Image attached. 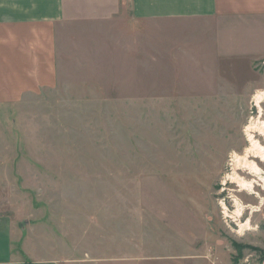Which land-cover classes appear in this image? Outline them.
I'll list each match as a JSON object with an SVG mask.
<instances>
[{
  "label": "rangeland",
  "instance_id": "obj_1",
  "mask_svg": "<svg viewBox=\"0 0 264 264\" xmlns=\"http://www.w3.org/2000/svg\"><path fill=\"white\" fill-rule=\"evenodd\" d=\"M129 20L121 11L59 27L55 85L0 103L6 206L50 229L74 259L264 264V199L225 177L250 144L246 126L264 120V102H252L261 88L238 89L237 70L230 84L183 74L175 51L189 34ZM253 68L264 88V59ZM236 199L257 211L236 216Z\"/></svg>",
  "mask_w": 264,
  "mask_h": 264
},
{
  "label": "crops",
  "instance_id": "obj_2",
  "mask_svg": "<svg viewBox=\"0 0 264 264\" xmlns=\"http://www.w3.org/2000/svg\"><path fill=\"white\" fill-rule=\"evenodd\" d=\"M121 11L130 17L129 28L155 25L169 34L172 27L180 37L189 34V40L177 42L190 46L175 51L183 74L193 75L195 68L211 77V85L230 84L235 83L230 74L237 70V77H242L237 79L238 89L239 84L245 92L264 89L257 86L260 78L253 68L264 59V0H0V103H15L23 93L55 85L59 27L112 21ZM5 192L0 187V264L145 260L74 259L67 245L54 243L50 229L34 227L21 212L7 207Z\"/></svg>",
  "mask_w": 264,
  "mask_h": 264
},
{
  "label": "bare ground",
  "instance_id": "obj_3",
  "mask_svg": "<svg viewBox=\"0 0 264 264\" xmlns=\"http://www.w3.org/2000/svg\"><path fill=\"white\" fill-rule=\"evenodd\" d=\"M252 99L254 105L260 107L261 103L264 102V89L256 91L253 94ZM245 129L246 136L250 144L245 147L242 154H234V157L232 156L231 172L227 173L225 177L230 182H235L240 188L239 191H245L248 195H254L260 200V203H262L264 197L255 190V187L259 186L262 190H264V170L255 160L258 159L260 162L264 163V146L258 139H256V134L262 137L264 136V120H261V117L258 116L252 120ZM237 170L247 171L252 178L240 176ZM235 204L236 210L234 213L238 217L242 215L241 212H243L246 208L250 209L251 212L257 211L258 208L257 206H253L251 204L244 205L237 199L235 200ZM225 209L226 208L224 206V215L226 214L229 216V213H227ZM238 228L240 232L250 229L249 219L245 223H239Z\"/></svg>",
  "mask_w": 264,
  "mask_h": 264
}]
</instances>
